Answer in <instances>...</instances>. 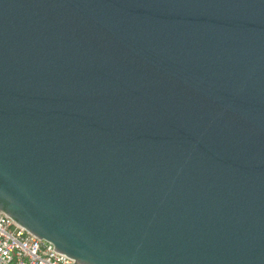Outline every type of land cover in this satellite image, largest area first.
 Wrapping results in <instances>:
<instances>
[{
	"label": "water",
	"instance_id": "water-1",
	"mask_svg": "<svg viewBox=\"0 0 264 264\" xmlns=\"http://www.w3.org/2000/svg\"><path fill=\"white\" fill-rule=\"evenodd\" d=\"M0 214L76 264H264V0H0Z\"/></svg>",
	"mask_w": 264,
	"mask_h": 264
},
{
	"label": "built area",
	"instance_id": "built-area-1",
	"mask_svg": "<svg viewBox=\"0 0 264 264\" xmlns=\"http://www.w3.org/2000/svg\"><path fill=\"white\" fill-rule=\"evenodd\" d=\"M0 264H76L0 214Z\"/></svg>",
	"mask_w": 264,
	"mask_h": 264
}]
</instances>
